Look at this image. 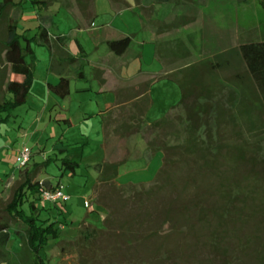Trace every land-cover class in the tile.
Returning a JSON list of instances; mask_svg holds the SVG:
<instances>
[{
    "label": "rangeland",
    "instance_id": "rangeland-1",
    "mask_svg": "<svg viewBox=\"0 0 264 264\" xmlns=\"http://www.w3.org/2000/svg\"><path fill=\"white\" fill-rule=\"evenodd\" d=\"M59 1L68 7L62 4L50 10L54 11L50 32L54 41L62 36L65 44L51 51L32 44L33 83L26 102L0 124V209L10 202L25 171L35 170L34 182H60L70 195L67 203L56 207L36 202L39 220L56 222L59 234L43 252L47 264H134L135 252L141 249L146 264H264V177L255 182L244 180L250 167L234 168L235 163H264L262 94L237 55L241 45L264 41V11L259 0L161 3L154 16L166 26L167 33L157 42L156 30H143L135 0H122L125 7L113 6L111 0ZM7 12L0 22V103L11 97L5 87L8 80H15L2 45L6 20L14 10ZM90 19L94 22L86 27ZM107 26L133 38L123 58L114 56L122 62L120 77H107L102 84V66L112 54L95 34ZM36 27V22L22 21L19 32L28 30L27 36L34 37ZM76 41L87 54L85 79L77 80L73 70L66 71L71 78L70 95L61 99L47 84L59 79L58 54L81 55ZM124 87L128 88L125 97L129 103L118 110ZM138 89L145 91L143 99L133 100ZM184 93L185 105L181 106ZM110 106L113 110L105 114ZM193 117L206 123L198 134L208 152L164 153L163 158L157 151L181 144L193 132L188 120ZM161 120L165 121L155 127ZM114 124L119 126L112 129ZM194 136L195 144L203 150L197 144L198 135ZM123 140L126 151H115L117 142ZM217 145L222 146L221 155L216 154ZM22 146L31 151L25 169L17 167L15 157ZM211 148L214 151L209 152ZM113 156L120 162L118 175L115 181L101 184L97 167L113 164L108 163ZM65 158L78 163L74 175L64 169ZM165 161L176 163L170 170L172 185L153 191L155 195L138 197L156 183ZM221 185L231 190L224 202ZM255 185L261 186L260 193L248 195L247 202H235L238 186L249 190ZM204 189L211 192L205 197L207 220L199 215L201 211L189 214L168 208ZM233 200L232 216L220 229L219 215ZM167 212L172 214L176 229L163 222ZM125 221L139 223L145 235L153 230L159 234L126 248L116 237ZM85 227L103 232L99 231L89 247L79 249L74 241ZM8 251L16 260L12 253L20 251V244L14 236Z\"/></svg>",
    "mask_w": 264,
    "mask_h": 264
},
{
    "label": "trees",
    "instance_id": "trees-1",
    "mask_svg": "<svg viewBox=\"0 0 264 264\" xmlns=\"http://www.w3.org/2000/svg\"><path fill=\"white\" fill-rule=\"evenodd\" d=\"M55 1L56 0H28L29 4L33 8H37L40 12L48 10ZM24 4H26L24 0H21L19 3H15L14 0H3L2 2H0V22L10 8L15 9V12H19L20 9L23 10ZM259 5L264 11V0H259ZM52 24L53 21L50 17H40V24L37 28L35 36L28 37V30H23V33L19 32L18 17L9 18L6 26V36L2 43L4 58L10 66V70L12 73L22 75L25 77V79L22 83L14 81L7 82L5 87L6 92L11 97L9 99H5L2 103H0V124L6 122L17 108L25 104L26 98L33 83V64L35 59L32 44L46 47L51 51L53 49L52 41L50 38V29L52 28ZM60 39V37H56V40L59 42ZM131 42L132 37H124L119 40L108 42L107 46L114 55L122 56L130 47ZM78 47L80 52H83V48L79 44ZM238 55L243 60L248 73L250 74V77L255 83L257 89L261 92L264 106V41L241 45L238 48ZM85 57L86 56H82V59ZM57 67L60 69H72L75 71L77 80L81 81L85 79V64L81 62V57H74L69 59L59 57L57 60ZM70 83L71 82L69 78L61 77L55 84L48 83L47 87L52 94L61 99H65L70 95ZM180 105H185V95L183 96ZM219 110V116H221V113L223 111L222 107H220ZM194 118L195 117H193L192 119H188L189 124L191 125L189 127L191 129L190 131L193 130V132L188 133L189 135L186 136L185 140L181 144L171 147L167 146L166 149L157 151L162 153L163 158H166V156L170 153L179 154L184 152L188 155H195L197 150L201 151L199 152L200 154H205L208 152V148L206 147L207 145L204 143V141H200L201 139L199 138L198 134L199 129L203 126H206V123H198V118ZM164 121L165 120H161L154 126L158 127ZM194 134L198 135L197 144L199 142L203 146V150L201 149V147H197V145L195 144ZM213 149H209V152L214 151ZM215 149L216 154L220 153L219 155H221L220 151L222 149V146L217 145ZM164 153L166 154V156L164 155ZM199 153L197 152L196 155H198ZM218 164L224 166V163ZM258 164L259 163H235L234 168H237L236 170H238L240 167H243L244 169L245 166L248 165L250 167L249 173H244L243 178L244 180L253 179V181L255 182L256 178H258L259 176L264 177V163H261V165L263 164V166H259ZM62 165L65 167V170H70L71 174L74 175L78 163L72 161L70 158H65L62 160ZM175 165L176 163L166 161L162 163V167L156 178V183L150 189L142 191L138 195V197H141V194L148 196L155 195L153 191L161 189L162 187L166 188L171 186L173 180L170 177V170ZM43 166L46 167V165ZM119 166L120 163L106 164L101 166L99 165L97 167L100 173L98 181L101 184H108L115 181L118 175ZM34 171L30 173L25 171L22 178V183L13 190L10 202L7 203L5 207L0 209V264H21V262L24 261L26 257L28 259L23 264H47L43 252L50 241H56L59 238V234L56 230V222H50L48 220L41 222L39 220L40 209L37 207L36 202L40 200V186L39 180L34 182ZM246 172H248V170H246ZM45 185L49 188L51 186V182L48 181L45 183ZM260 187L255 185V187H250V189L248 190L246 188H239L238 186V189L236 191L237 194L234 198L236 201L233 200V203L230 205L226 203L224 210L222 211L224 213H221L219 215V218L221 219L219 223L220 229H223V226H225V219H228V217L231 218L230 209H233L235 202H238L239 199L241 201L246 200L247 202L248 195L255 196L258 192L260 193V191L258 190ZM198 190L195 192L196 196L192 197L190 200L182 203L176 202L171 205L169 204L170 207L168 208L172 210L176 209L177 212L185 211L187 213H192L195 210L201 211L199 215H202V217L207 220L208 213H206V209L208 208V206L205 205V197H207V194L211 195V192L208 189H204L201 191ZM220 194V196L224 197L223 202L227 201L226 196H231L230 187L221 185ZM27 203L28 209H26ZM52 206L56 207L57 205ZM164 218L166 219L165 221H163L165 224H169L172 227L171 229H176L175 223L172 222L173 218L171 213L167 212L166 215H164ZM107 220H110V217ZM104 225L105 228H109V224L104 223ZM141 228L142 227L139 223L125 221L120 225V231H116V233L118 234L116 236L117 240H119L121 242V245H123L124 247L127 246L126 248H132V246H135L133 244L144 240L151 241L156 235L159 234L157 231L153 230L150 231L149 234L145 235ZM99 231L100 230H97L95 228L91 229L89 227H85L84 229L80 230L79 236L74 242L76 245H78L79 249L87 248L90 246L91 242L97 238L98 234L100 232H103ZM13 236L19 240L20 244V251L18 253H12L16 260L11 259L12 255H9L8 251V246L12 241ZM145 258L146 256L142 249L140 252L136 251L133 263L146 264Z\"/></svg>",
    "mask_w": 264,
    "mask_h": 264
},
{
    "label": "crops",
    "instance_id": "crops-1",
    "mask_svg": "<svg viewBox=\"0 0 264 264\" xmlns=\"http://www.w3.org/2000/svg\"><path fill=\"white\" fill-rule=\"evenodd\" d=\"M2 1L3 0H1V2ZM20 1L21 0H18V1L15 0L14 2L15 3H19ZM24 1L26 2V4H24L23 10L20 9L19 12H15V9L12 8L14 10V13H13V15L11 14L10 17L17 16L18 19H19V24L22 21H33V22H36L37 23L36 29L38 28V26L40 24V17H50L52 19L53 23H54L53 14H52L54 11H52V12L50 11L53 7L58 6V5H59V7H62V4H64L63 7H68V3H60L59 0H56L54 2V4L48 10L40 12L37 8L34 9L29 4L28 0H24ZM170 1L171 0H162V1L161 0H135V3H136L135 7L137 6V8H138V10L140 12V15L142 17V20H143V21L141 20V24L143 26V30H150V32H152V30H156V33L153 32L154 38H155L156 42L158 41V39L159 40L162 39L164 37V35L167 33L166 26L164 24H162V22L155 20V16L154 15L156 13L157 5H159L161 3H165V2H170ZM78 2H80V0H78ZM111 4L113 6L120 5V6H124L125 7V5H123L124 3L122 4V0H111ZM126 7L128 8L130 6L129 5L128 6L126 5ZM7 13H6L5 16H7ZM5 16H4V18H5ZM10 17L7 18V20H6L7 23L9 21V18ZM92 19L89 20L90 22L89 21L87 22L86 27H89L90 24L91 25L93 24L94 21ZM154 24L158 25L159 27H157V29H154L153 28V25ZM6 26H7V24H6ZM52 27H53V24H52ZM51 29H50V31H51ZM36 32H37V30H36ZM122 34H123V32H121V31H119V30H117V29H115L113 27L107 26L106 28H102L100 30H97L95 36H96V38L99 39V42L101 44L105 45V46H107V43L110 42V41L119 40V39L124 38V37H132L133 38V36H131V35H126L125 36V35H122ZM57 37H60L61 38L60 39V42L57 41L56 38H55V41H54V39L51 36V32H50V38H51V41H52V48H54L55 46H58V47L61 46V47H63L64 44H65L64 43V38L62 36H57ZM76 44H77V47H78V44H79L83 48V46L79 43V41H76ZM107 48H108V46H107ZM78 49H79V47H78ZM126 52L122 56H118V57L123 58V56L126 54ZM80 54L81 55H79V56H77V55L76 56H66L64 54H58V56L56 58V68L59 71L58 72L59 79L61 77L69 78L66 75V71H69V70H72V69H60V68H58L57 67V60H58V58L59 57H63V58L69 59V58H74V57H81V62L83 64H85V59L87 57V54L85 53L84 48H83V52H80ZM110 54H112V55L109 56L108 61H105L104 62V65L102 66V71H101V74H100L101 75L100 76L101 78L99 77L100 80L103 82L102 84H104L107 81V77L113 78V79H118L120 77L121 73H122V62L119 61L120 62L119 63L115 59V57H114L116 55H114L111 51H110ZM237 55H238V52H237ZM82 56L83 57L86 56V57L82 59ZM125 64L127 65V63H125ZM9 68H10V66H9ZM10 72H11V70H10ZM74 73H75V71H74ZM14 75H15V80H10V81L22 83L24 81V79H25V77L22 76V75H19V74H14ZM75 78H76V74H75ZM166 78L172 79L171 78V75H167ZM69 79H71V78H69ZM8 82H9V80H8ZM70 82H71V80H70ZM70 85H71V83H70ZM127 91H128V88L127 87H124V89L121 90V93L122 94L119 95V98H122V100L120 101V104L116 107L118 110L121 109V108H123V107H125V105L127 103H129L128 102L129 101L128 100V97H125V96H127L126 95L128 93ZM144 93H145V91H141L140 89H138L135 92L134 96H133V98H134L133 100L136 99L137 101H139V100L143 99V94ZM185 93H184V95H185ZM182 98H183V96H182ZM113 108H114V106L108 107L106 109L105 114H108L109 112H111L113 110ZM105 114H101V115L104 116ZM65 121L67 122V124L69 126H72V123H71V121L69 119H65ZM118 126H119V124L118 125L114 124L113 128L112 127L111 128L112 129H115ZM124 142H125L124 140L121 141V142H119V144L117 142V146L115 148V151H118V149L120 150V148H121L122 149L121 152H123L125 150ZM110 150L113 151V148H110ZM117 161L118 160H116L115 156H113V161L112 162H108V163H120V162H117Z\"/></svg>",
    "mask_w": 264,
    "mask_h": 264
},
{
    "label": "built area",
    "instance_id": "built-area-1",
    "mask_svg": "<svg viewBox=\"0 0 264 264\" xmlns=\"http://www.w3.org/2000/svg\"><path fill=\"white\" fill-rule=\"evenodd\" d=\"M16 164L19 169H25L31 160V151L22 146L18 151L15 152ZM48 181H39L40 192L39 199L44 204L57 205L61 203H67L70 200V195L67 192V187L62 183L52 184L48 188L45 183ZM50 182V181H49ZM85 205L88 202L85 201Z\"/></svg>",
    "mask_w": 264,
    "mask_h": 264
}]
</instances>
